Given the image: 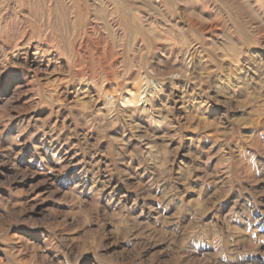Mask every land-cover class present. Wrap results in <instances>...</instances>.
<instances>
[{
  "label": "rangeland",
  "instance_id": "374dc122",
  "mask_svg": "<svg viewBox=\"0 0 264 264\" xmlns=\"http://www.w3.org/2000/svg\"><path fill=\"white\" fill-rule=\"evenodd\" d=\"M0 264H264V0H0Z\"/></svg>",
  "mask_w": 264,
  "mask_h": 264
},
{
  "label": "bare ground",
  "instance_id": "6f19581e",
  "mask_svg": "<svg viewBox=\"0 0 264 264\" xmlns=\"http://www.w3.org/2000/svg\"><path fill=\"white\" fill-rule=\"evenodd\" d=\"M184 1V0H183ZM6 12V11H5ZM199 27V26H198ZM200 28L202 29V30H210V31H212V30H218L219 29V27H218V24L215 22V21H213V22H211V21H206L205 20V22L203 21L202 23H200ZM21 32H22V30H21ZM23 32H25V31H23ZM103 40V39H102ZM99 45V44H98ZM101 47V46H100ZM99 48V47H98ZM103 55V54H102Z\"/></svg>",
  "mask_w": 264,
  "mask_h": 264
}]
</instances>
